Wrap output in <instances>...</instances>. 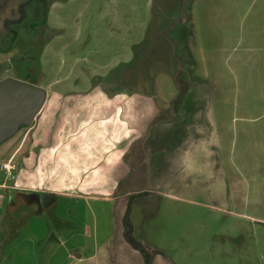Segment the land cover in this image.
Returning a JSON list of instances; mask_svg holds the SVG:
<instances>
[{"label": "rangeland", "instance_id": "rangeland-1", "mask_svg": "<svg viewBox=\"0 0 264 264\" xmlns=\"http://www.w3.org/2000/svg\"><path fill=\"white\" fill-rule=\"evenodd\" d=\"M53 2H57L56 7L48 15ZM195 2L0 0V81L12 78L42 87L57 79L55 68L59 60L51 48H60L73 37L82 40L89 32L85 25L88 21L93 29V42L86 44L89 48L104 47L98 34L106 28L121 34L113 41L115 51L124 41H128L130 52L138 48L126 79L131 81L138 70L140 84L132 87L156 97L161 119L171 116L170 100L178 93L184 96L190 88L198 91L199 87H207L211 112L222 115L218 121L226 127H235L236 136L224 135L227 140L230 137L229 143L235 144L222 152V162V155L208 145L207 151L192 152L193 159L178 157L171 174L159 182H147L144 189L153 198L138 211L142 234L162 245L178 263L264 264V118H257L264 113V73L249 63L244 46L242 34L247 31L252 15L240 26L234 22L243 14H250L252 8L249 0H198L199 6ZM3 4L8 7L3 9ZM21 5L24 22L3 30V18L11 16L10 10ZM197 13L201 18L211 17L212 21L198 22ZM142 21L146 22L145 39ZM218 26L225 33L219 32ZM48 27L50 41L41 55ZM229 30V34L236 33L238 38L226 35ZM37 32L42 36L32 40L35 45L31 44L30 39ZM134 45L137 47L132 48ZM107 51L114 52L112 48ZM27 134L23 129L0 145V179L5 178L2 164L12 159L11 153ZM236 178H242L244 186L240 195L233 190L232 181ZM168 194L174 195L173 198ZM20 199H25L23 205ZM33 199L17 197L18 208L15 203L9 212L38 208L46 211L49 219L52 200L37 205ZM43 222L46 221L32 218V229L23 231L22 239L9 244L1 240V264H39L47 231ZM48 226L56 230L53 224Z\"/></svg>", "mask_w": 264, "mask_h": 264}, {"label": "crops", "instance_id": "crops-1", "mask_svg": "<svg viewBox=\"0 0 264 264\" xmlns=\"http://www.w3.org/2000/svg\"><path fill=\"white\" fill-rule=\"evenodd\" d=\"M56 3H51L48 15ZM195 5L199 6L198 0ZM249 7L251 13L234 22L240 26L252 15L247 33L242 34L244 46L249 63L264 73V0H249ZM197 15L198 22L212 21ZM91 24L85 23L89 32L82 40L73 37L60 48H51L58 55V78L43 84L46 100L32 126L26 128L24 144L22 141L9 159L15 164L13 176L8 181L0 179V241L9 244L22 239L36 217L56 227L54 230L43 222L47 231L39 264H146L145 252L134 248L124 236L123 219L128 212L133 236L145 247L150 264H177L162 245L142 234L138 211L153 198L144 186L171 174L178 157L193 159L192 152L207 151L208 145L221 156L235 144L229 143V136L237 132L218 121L222 115L211 112L207 87L190 88L180 98L178 93L170 100L171 116L161 119L156 97L132 87L140 84L138 70L131 81L126 79L138 48L130 52L128 41H124L115 51L113 41L121 34L109 28L98 34L104 47L89 48L87 41L93 42ZM141 24L145 39L146 22ZM222 28L218 26L223 34ZM48 32L49 27L41 55L50 41ZM229 32L226 35L238 38ZM257 118H264V113ZM236 179L233 190L240 195L244 186L242 178ZM21 196L34 198L37 205L52 200L49 219L46 211L38 208L9 212L15 203L18 208L17 197ZM20 202L23 205L25 199ZM1 253L0 247V260Z\"/></svg>", "mask_w": 264, "mask_h": 264}, {"label": "water", "instance_id": "water-1", "mask_svg": "<svg viewBox=\"0 0 264 264\" xmlns=\"http://www.w3.org/2000/svg\"><path fill=\"white\" fill-rule=\"evenodd\" d=\"M45 100L42 87L12 78L0 81V145L31 127Z\"/></svg>", "mask_w": 264, "mask_h": 264}, {"label": "flooded vegetation", "instance_id": "flooded-vegetation-1", "mask_svg": "<svg viewBox=\"0 0 264 264\" xmlns=\"http://www.w3.org/2000/svg\"><path fill=\"white\" fill-rule=\"evenodd\" d=\"M38 1H40V0H38ZM1 6H3L4 8L3 9H5V8H7L8 6H6L5 4H3V5H1ZM23 8H24V6L23 5H21V6H19L18 8H17V10H15V9H13V11L12 10H10L11 11V13H10V15L11 16H8V17H5V18H3V20H2V25H3V30L4 29H8V30H11V28L10 27H13V24H21L22 22H24V20L26 19V17H25V15H24V10H23ZM2 9V10H3ZM43 13H44V16L43 17H45V15H46V11H45V9L43 10ZM13 15H16V17L17 18H11ZM12 25V26H11ZM8 27V28H7ZM43 27H45V29H46V26H45V24H44V20H43ZM31 29H32V27H31ZM7 30V31H8ZM13 31V36L15 37V39H16V33H15V30H12ZM33 31V30H32ZM42 36V33H39L38 34V32H37V34H36V36L34 37V35L31 37V39H30V43L32 44H34L35 45V43L32 41V40H34V39H37V38H39V37H41ZM172 41V40H171ZM11 43H12V40H11ZM29 72V71H28ZM4 80V79H3ZM23 129H25L26 130V128H22L20 131H22ZM19 131V132H20ZM18 132V133H19ZM17 135V134H16ZM15 137V136H14ZM13 137V138H14Z\"/></svg>", "mask_w": 264, "mask_h": 264}, {"label": "trees", "instance_id": "trees-1", "mask_svg": "<svg viewBox=\"0 0 264 264\" xmlns=\"http://www.w3.org/2000/svg\"><path fill=\"white\" fill-rule=\"evenodd\" d=\"M181 97V94L179 95V98ZM123 226H124V236L126 240L128 241L129 244H131L134 248L141 252H145L146 256V264H150L151 259L149 255L146 253V249L144 246L141 245L133 236V230H132V225L129 219L128 212L125 214L124 219H123Z\"/></svg>", "mask_w": 264, "mask_h": 264}, {"label": "built area", "instance_id": "built-area-1", "mask_svg": "<svg viewBox=\"0 0 264 264\" xmlns=\"http://www.w3.org/2000/svg\"><path fill=\"white\" fill-rule=\"evenodd\" d=\"M4 175H5V180H10L13 176V172L15 169V164L13 163L12 160H8L7 162H5L4 164H2L1 167Z\"/></svg>", "mask_w": 264, "mask_h": 264}]
</instances>
